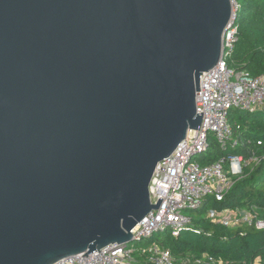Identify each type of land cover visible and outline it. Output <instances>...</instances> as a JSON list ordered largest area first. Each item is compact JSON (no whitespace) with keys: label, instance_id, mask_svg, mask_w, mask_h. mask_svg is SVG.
<instances>
[{"label":"water","instance_id":"1","mask_svg":"<svg viewBox=\"0 0 264 264\" xmlns=\"http://www.w3.org/2000/svg\"><path fill=\"white\" fill-rule=\"evenodd\" d=\"M231 0H0V264L134 242L203 114ZM84 257V256H83Z\"/></svg>","mask_w":264,"mask_h":264},{"label":"built area","instance_id":"2","mask_svg":"<svg viewBox=\"0 0 264 264\" xmlns=\"http://www.w3.org/2000/svg\"><path fill=\"white\" fill-rule=\"evenodd\" d=\"M231 2L233 16L224 33L221 62L212 71L204 73L200 80L202 91L196 98L197 113H204L200 130H190L174 153L158 164L150 183V197L154 205H158L160 199L163 202L133 230L136 243L166 231L177 237L190 229L193 219L185 212L200 211L209 197L222 202L236 182L243 178L249 164L264 160L263 156L259 158L251 151L247 159L243 154H230L211 165L202 164L210 149L211 136L222 149H246L249 145L234 139L229 122L231 110L251 113L264 110V76L254 77L247 71L229 67L238 41L240 11L237 0ZM206 217L227 229L248 226L264 230V214L256 207L209 210ZM135 253L128 244L112 245L100 253L97 251L88 257L76 255L56 264H136ZM149 253L150 264H190L188 260L176 261L170 251L156 244L151 245ZM209 264H216V261L209 258Z\"/></svg>","mask_w":264,"mask_h":264},{"label":"trees","instance_id":"3","mask_svg":"<svg viewBox=\"0 0 264 264\" xmlns=\"http://www.w3.org/2000/svg\"><path fill=\"white\" fill-rule=\"evenodd\" d=\"M238 41L229 61V67L237 71H247L252 76H264V0H237ZM229 122L234 131V139L249 144L246 149L239 147L221 148L215 137H210V149L202 160L203 165H211L230 154H243L246 159L250 152L264 157V110L241 112L231 110ZM259 142L261 145H259ZM245 148V147H244ZM256 207L264 214V160L259 164L250 163L243 178L236 182L222 202L209 197L205 206L198 211L205 215L193 219L192 227L175 237L170 231L154 235L150 245L171 252L178 260H188L190 264H209L213 258L216 264H264V230L241 226L227 229L206 217L209 210H228ZM145 251L141 254V251ZM135 254L138 264H150L149 249Z\"/></svg>","mask_w":264,"mask_h":264},{"label":"rangeland","instance_id":"4","mask_svg":"<svg viewBox=\"0 0 264 264\" xmlns=\"http://www.w3.org/2000/svg\"><path fill=\"white\" fill-rule=\"evenodd\" d=\"M185 215L191 217V218H194V219H202L203 217H205V215L201 214V213H198V212H191V211H188V212H185ZM128 247L134 251L137 252H140L142 249L144 248H147V249H150L151 245H150V241L145 239L144 241H142L141 243H136V242H132V243H129L128 244ZM135 253V254H136ZM141 254H144V251L142 250L140 252ZM137 259V258H135ZM137 262V260H136ZM138 263V262H137ZM136 263V264H137Z\"/></svg>","mask_w":264,"mask_h":264},{"label":"crops","instance_id":"5","mask_svg":"<svg viewBox=\"0 0 264 264\" xmlns=\"http://www.w3.org/2000/svg\"><path fill=\"white\" fill-rule=\"evenodd\" d=\"M137 263V262H136ZM138 264V263H137Z\"/></svg>","mask_w":264,"mask_h":264}]
</instances>
